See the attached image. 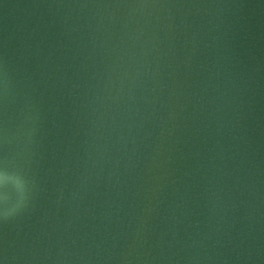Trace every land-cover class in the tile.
<instances>
[{
    "label": "water",
    "instance_id": "1",
    "mask_svg": "<svg viewBox=\"0 0 264 264\" xmlns=\"http://www.w3.org/2000/svg\"><path fill=\"white\" fill-rule=\"evenodd\" d=\"M0 169V264H264V0H0Z\"/></svg>",
    "mask_w": 264,
    "mask_h": 264
},
{
    "label": "clouds",
    "instance_id": "2",
    "mask_svg": "<svg viewBox=\"0 0 264 264\" xmlns=\"http://www.w3.org/2000/svg\"><path fill=\"white\" fill-rule=\"evenodd\" d=\"M10 176L6 170L0 169V188H4L7 186L9 182ZM22 181L17 178L15 180V185L19 187L21 185Z\"/></svg>",
    "mask_w": 264,
    "mask_h": 264
}]
</instances>
